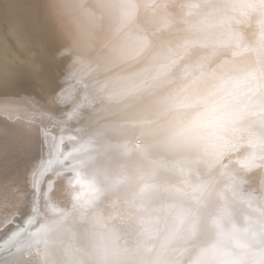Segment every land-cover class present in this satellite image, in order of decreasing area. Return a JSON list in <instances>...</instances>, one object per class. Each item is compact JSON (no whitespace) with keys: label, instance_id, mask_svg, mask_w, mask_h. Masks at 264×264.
Masks as SVG:
<instances>
[{"label":"clouds","instance_id":"9594fccd","mask_svg":"<svg viewBox=\"0 0 264 264\" xmlns=\"http://www.w3.org/2000/svg\"><path fill=\"white\" fill-rule=\"evenodd\" d=\"M45 10L69 71L0 264H264V0Z\"/></svg>","mask_w":264,"mask_h":264},{"label":"bare ground","instance_id":"6f19581e","mask_svg":"<svg viewBox=\"0 0 264 264\" xmlns=\"http://www.w3.org/2000/svg\"><path fill=\"white\" fill-rule=\"evenodd\" d=\"M32 9L27 8L22 0H0V220L17 210L27 215L26 201L31 195L26 183L27 172L40 158L42 144L56 134L53 114L58 111L48 100L54 95L48 93V86L53 87L54 84L48 82L47 76L59 73L48 72L43 83L34 79L37 73H41V68L34 61L37 53L28 47L31 40H42L44 30L47 47L62 43L48 16L45 19L43 13L37 14ZM36 15L42 23H32L35 35L32 36L28 22ZM53 57L60 65L57 53H53ZM21 193L29 197L22 199ZM14 228V224H0V245L8 242ZM13 245H17L15 240Z\"/></svg>","mask_w":264,"mask_h":264},{"label":"water","instance_id":"95a60500","mask_svg":"<svg viewBox=\"0 0 264 264\" xmlns=\"http://www.w3.org/2000/svg\"><path fill=\"white\" fill-rule=\"evenodd\" d=\"M22 2L24 4H26L27 8H31V9L34 8V10L37 12V14L43 13L44 18L45 19L47 18V14L44 10L45 9V0H22ZM30 21H31L30 23L28 22V26H30L29 32H30V34H32V36H35L34 32H33L34 25H32V23H34V21H35L37 24L41 25L42 20L38 15H36V16H33L32 18L30 17ZM44 31H43V34H41V38H42L41 41L43 42V44H41V41L36 42L34 40H31L28 48L34 49V52L37 53L34 61L41 68V73H37L34 76V79L41 81V83H43L42 80L46 78V76L49 74L48 72L56 71L59 73V75L55 74V75H53V77L51 75H50V77L47 76L48 82L54 84L53 87L48 86V88H49L48 93L55 94L61 88L64 87L63 81H64V78L68 75V71H69L67 69V58L60 59V62H61L60 65L55 63V57H53V53H55V54L58 53L62 48V44L56 43L54 45H51L50 48L47 47V44L45 43V39H44V37H45ZM53 49H55V52ZM52 60H54V61H52ZM59 66H62V68H64V69L60 68ZM59 76H62V78H58ZM34 83L36 85H39L37 83V81H34ZM44 85H49V84H44ZM54 87H56L57 89H54ZM65 95H67V94H65ZM67 103H68L67 107L71 108L73 103L71 102L70 97L68 98ZM53 108L55 111H59L54 106H53ZM46 179H47V177H46ZM20 242H23V237H17L16 238L15 244H19Z\"/></svg>","mask_w":264,"mask_h":264},{"label":"snow or ice","instance_id":"6c2138e0","mask_svg":"<svg viewBox=\"0 0 264 264\" xmlns=\"http://www.w3.org/2000/svg\"><path fill=\"white\" fill-rule=\"evenodd\" d=\"M11 235H12V233H11ZM13 241H14V240L9 239L8 242H7L6 244H4V245H0V250H3V249H5V248H7V247H11L12 244H13ZM5 264H12V261H11V260H6V261H5Z\"/></svg>","mask_w":264,"mask_h":264}]
</instances>
